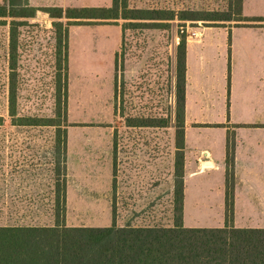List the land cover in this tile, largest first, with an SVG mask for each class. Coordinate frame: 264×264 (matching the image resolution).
<instances>
[{"label": "rangeland", "instance_id": "rangeland-1", "mask_svg": "<svg viewBox=\"0 0 264 264\" xmlns=\"http://www.w3.org/2000/svg\"><path fill=\"white\" fill-rule=\"evenodd\" d=\"M93 1L28 0L37 10L32 17L18 18L17 116H54L58 74L66 73L65 224L172 226L174 121L166 127H130L125 117L173 115L178 36H195L210 23L176 18L163 28L130 25L122 33L123 20H68L47 12L48 7H61L63 13L67 8L92 7ZM6 2L0 0V5ZM127 2L130 8L188 14L227 8L226 0ZM110 5L106 0L105 6ZM0 20H6L0 21V225H53L54 129L16 125L8 114L9 18ZM55 21L68 29L65 70L57 63ZM59 167L64 173L61 161ZM217 223L182 219L184 226ZM226 223L233 226L231 219Z\"/></svg>", "mask_w": 264, "mask_h": 264}, {"label": "trees", "instance_id": "trees-1", "mask_svg": "<svg viewBox=\"0 0 264 264\" xmlns=\"http://www.w3.org/2000/svg\"><path fill=\"white\" fill-rule=\"evenodd\" d=\"M226 9L212 11H175L173 9L130 8L127 0H111L106 7L47 9L52 17L68 20L100 19L126 21L130 25L151 28L166 27L169 21H204L206 26H222L229 21L264 20V17H244L242 0H226ZM21 7V8H20ZM37 9L28 0H7L0 5V18H9V76L8 114L16 125H37L53 128L55 136V186L53 225H0V264H264V228H238L227 223L223 227H186L182 224L184 100L186 72V39L179 35L176 48L173 115L143 117L127 115L130 127H166L174 121L176 131L175 184L173 191L174 221L172 226H68L66 211V138L64 101L67 97V79L58 74V105L52 117L17 116V30L18 18L32 17ZM190 15V16H187ZM6 21V20H0ZM135 21V22H132ZM223 23V24H221ZM57 32L59 70L67 68L68 29L62 21L53 22ZM119 54H115L117 63ZM61 101V105H60ZM63 111V112H62ZM1 123V117H0ZM226 220L232 218L233 175L232 159L227 150ZM64 165L61 173L59 163ZM62 174V178L60 177Z\"/></svg>", "mask_w": 264, "mask_h": 264}, {"label": "crops", "instance_id": "crops-1", "mask_svg": "<svg viewBox=\"0 0 264 264\" xmlns=\"http://www.w3.org/2000/svg\"><path fill=\"white\" fill-rule=\"evenodd\" d=\"M242 15L264 17V0H242ZM193 34L185 46L182 219L225 224L229 149L232 224L264 228V20Z\"/></svg>", "mask_w": 264, "mask_h": 264}]
</instances>
